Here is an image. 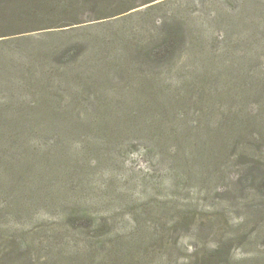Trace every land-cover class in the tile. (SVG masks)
I'll return each mask as SVG.
<instances>
[{
  "label": "rangeland",
  "instance_id": "1",
  "mask_svg": "<svg viewBox=\"0 0 264 264\" xmlns=\"http://www.w3.org/2000/svg\"><path fill=\"white\" fill-rule=\"evenodd\" d=\"M65 1L0 0V122L30 127L9 154L51 180L15 211L0 193V264H264V0ZM61 119L123 129L60 148ZM58 197L81 232L22 247L65 225Z\"/></svg>",
  "mask_w": 264,
  "mask_h": 264
},
{
  "label": "trees",
  "instance_id": "2",
  "mask_svg": "<svg viewBox=\"0 0 264 264\" xmlns=\"http://www.w3.org/2000/svg\"><path fill=\"white\" fill-rule=\"evenodd\" d=\"M117 0H108L104 1L100 6L103 10L102 14L104 12H108L115 4ZM125 2H129L130 0H120ZM154 0H151L152 2ZM78 4V0H67L65 1V4L61 7V13H64L65 11H71L75 10L74 8ZM59 7V6H58ZM136 7V6H135ZM134 8V6L128 7L127 10H131ZM105 10V11H104ZM126 10V11H127ZM124 12V11H122ZM31 18H37L36 14H28V11L23 14L21 17H16V19H23L25 22H32L27 19ZM12 18L10 21V25L14 26L19 24L18 21ZM54 27V26H51ZM177 34V31L175 29H167V28H159L156 30V36H160V39H163L164 42L159 47L153 48V54L156 56H160L162 54H166L170 52V48L174 42V38ZM151 51V52H152ZM35 86L39 88L41 86V82H38V79L34 81V88ZM78 92L82 96H86L88 94V88L85 85H79L78 86ZM154 112L157 113L162 111V107L159 106L157 103L154 104ZM76 110V109H75ZM143 111H148L145 108L142 109ZM91 112V110H89ZM32 112V111H29ZM96 112V111H93ZM16 123L14 125H7L5 122H0V156H3L4 153L7 164L4 166L2 173L6 176L7 182H4L3 184H0V193L1 196H3L6 199L5 203V209L9 211H15L18 210V208L14 205V200H17V197L21 198L22 201H25L30 204L32 202V199L30 196H37V194H41L44 190H50V188L47 186L48 184H51L50 177L45 178L46 180L43 183H27L23 178L29 175L30 169H22V167L16 163V161L12 158V156L9 154V152L14 151H20L23 150L24 145V137L21 136V132L30 130L29 125L25 120L16 119ZM114 123L115 125L112 126L111 124ZM123 122H112L109 119H103L102 121H97L96 119L88 121H80V120H72V119H61L57 124L58 131H61V134L57 136L60 140V144L58 147H63V140L67 138L68 133L76 134V135H82L86 132H106L109 136H112V134L116 133L117 131L122 130ZM134 123V122H133ZM126 125H124V128ZM100 144L102 143V140L100 141ZM41 164H43V168L47 166L46 161L41 160ZM47 168V167H46ZM22 169V170H21ZM48 169V168H47ZM2 174V175H3ZM45 177V175H43ZM27 190L29 192V195H24L22 192L24 190ZM59 202V208L61 213V219L65 222V225L59 229H50L48 231H45L47 233L45 236H28L25 240L21 242L22 247H38L47 249L48 247H51L53 243L57 242L58 240H71L73 236H67V233L72 232L75 228L77 229L76 232L80 233L81 230L79 228L82 227V223H80L78 220L79 218H75L74 214L69 211V209L65 208L63 201L61 200V197ZM87 214H83V217H86ZM44 233V234H45ZM0 244L1 241H0Z\"/></svg>",
  "mask_w": 264,
  "mask_h": 264
}]
</instances>
